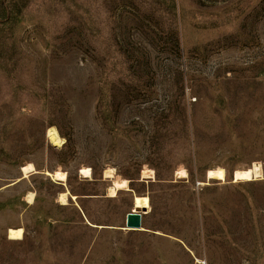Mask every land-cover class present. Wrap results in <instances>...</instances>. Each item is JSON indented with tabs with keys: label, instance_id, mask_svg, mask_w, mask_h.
<instances>
[{
	"label": "rangeland",
	"instance_id": "1",
	"mask_svg": "<svg viewBox=\"0 0 264 264\" xmlns=\"http://www.w3.org/2000/svg\"><path fill=\"white\" fill-rule=\"evenodd\" d=\"M254 161L264 0H0V264H264V178L232 181ZM28 163L66 170L68 188L89 194L107 182L80 178L84 166L175 179L133 183L134 208L161 235L80 223L44 173L15 182ZM217 166L227 182L200 184ZM133 196L85 203L120 223Z\"/></svg>",
	"mask_w": 264,
	"mask_h": 264
},
{
	"label": "bare ground",
	"instance_id": "2",
	"mask_svg": "<svg viewBox=\"0 0 264 264\" xmlns=\"http://www.w3.org/2000/svg\"><path fill=\"white\" fill-rule=\"evenodd\" d=\"M46 137L48 141L56 146L60 147L63 139L55 125H51L47 128ZM22 175L17 178L15 182H19L24 178L29 177L32 174H36L39 172L44 173L52 180L58 181L60 183H67L68 173L66 170L61 168L56 170H38L33 163L25 164L21 167ZM80 174L82 177L92 179V169L89 166H84L80 168ZM116 175L115 169L113 167L106 168L104 170V177L106 178H114ZM155 176V170L150 167H146L142 171L143 178H152ZM175 177L177 179L188 177V171L184 167L177 168L175 172ZM264 178V165L261 161H254L250 165L246 167L237 168L232 172V181L233 182H241V181H251ZM219 180L221 183L227 182V171L223 166H217L214 168H209L206 172V178L204 181H200L199 183L202 185L210 184L211 180ZM129 181L122 177H116L113 180V184L108 188L109 196H116L117 190L119 189H128ZM76 195L72 194L69 189H65L64 191L59 193V202L63 205L69 203V198L76 199ZM36 198L34 191H29L26 195V200L28 203H34ZM25 230L23 227H9L7 229V236L12 240H20L24 238Z\"/></svg>",
	"mask_w": 264,
	"mask_h": 264
},
{
	"label": "crops",
	"instance_id": "3",
	"mask_svg": "<svg viewBox=\"0 0 264 264\" xmlns=\"http://www.w3.org/2000/svg\"><path fill=\"white\" fill-rule=\"evenodd\" d=\"M104 170L99 174V176H97L95 171H93L92 172V179L82 177L81 174H80V169L78 170V175H79L80 178H83V179L87 180L88 182H107L106 186H104L105 193L89 194V193H83L81 191H76L74 189L70 190L68 188V186L66 185V183H60L58 181H55L59 185L64 186L62 191H64L65 189H69L72 194L77 196L76 199L69 198V203L67 205H62V204L61 205L63 207L72 206L75 209L77 215L80 218V220H79L80 223H83V224L89 226L90 228H94V229H110L112 232L115 231V230H119V231L122 230L126 234H140V235H146L148 233H153L152 231H155L154 234L161 235L160 231H158L159 229L153 230L154 228H152V227H150V225H148V223L144 219V214H142V213H141L142 221H141V227L140 228H128L126 226L127 225V215H128V213H130V212H138L137 208L136 209L134 208V199H135L136 194L134 192L135 189H134V184L133 183L137 182V181H140V182L151 183V185H155L156 183H172V182H176V180L175 179L169 180V179H166V178H160L159 176L156 177V172H155V176L152 177V178H143L142 177V171L143 170L141 171V174H140L139 178L138 177H136V178H134V177L125 178L124 175L121 176L120 174H117V173H116L114 178H106V177H104ZM207 170H206V172H207ZM227 175H228V171H227ZM116 177H122V178L127 179L129 181V189H119V190H117L116 196H109L108 195V188L113 184V180ZM181 179H183V178H181ZM68 181H69V175H68L67 182ZM94 185H96V184H94ZM122 191L129 192V194L134 195V196H133V208L130 211L126 212L124 218L122 219V222H120V223L116 222V221H114L113 223H110V222L104 223L103 220L97 219L96 217H94L93 212L90 211L89 208H87V205H86L85 202H86V199H88V198H90V199H99V198L114 199ZM137 193H139V192L137 191ZM28 204H30V203H28ZM156 232H159V233H156ZM153 262L155 264V262H156L155 259H154Z\"/></svg>",
	"mask_w": 264,
	"mask_h": 264
},
{
	"label": "water",
	"instance_id": "4",
	"mask_svg": "<svg viewBox=\"0 0 264 264\" xmlns=\"http://www.w3.org/2000/svg\"><path fill=\"white\" fill-rule=\"evenodd\" d=\"M142 221V215L139 212H130L127 215V227L128 228H140Z\"/></svg>",
	"mask_w": 264,
	"mask_h": 264
}]
</instances>
